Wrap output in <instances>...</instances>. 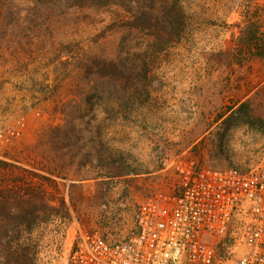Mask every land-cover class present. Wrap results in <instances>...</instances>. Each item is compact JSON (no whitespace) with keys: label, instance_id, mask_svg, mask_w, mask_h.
Listing matches in <instances>:
<instances>
[{"label":"rangeland","instance_id":"rangeland-1","mask_svg":"<svg viewBox=\"0 0 264 264\" xmlns=\"http://www.w3.org/2000/svg\"><path fill=\"white\" fill-rule=\"evenodd\" d=\"M181 1L189 16L188 35L162 51L140 33L111 30L103 11L55 12L38 20L41 30L25 34L14 27L4 34L0 22V129L5 136L0 159L9 155V162L43 174L39 141L50 126L71 118H77L78 127L72 141L83 148L72 151L70 142L60 139L66 156L56 164L64 166L67 178L57 179L59 190L52 188L51 201L58 205L57 197L64 195L71 218L36 229L37 264H68L72 239L80 232L128 238L148 198L178 190L177 164L248 173L264 166V0ZM12 4L14 18L20 14L17 26H29L23 17L30 4ZM250 21L258 31L252 48L247 45ZM127 51L135 60L147 58L150 96L127 112L120 103L111 106L105 93L90 102L71 59L88 53L117 58ZM242 103L246 106L238 112ZM102 142L119 150L117 164L129 166L133 174L91 178L105 171L97 159L105 150ZM71 183L77 188L72 190ZM233 227L239 231V225ZM233 232L217 239L215 264H234L242 254V239Z\"/></svg>","mask_w":264,"mask_h":264},{"label":"trees","instance_id":"trees-1","mask_svg":"<svg viewBox=\"0 0 264 264\" xmlns=\"http://www.w3.org/2000/svg\"><path fill=\"white\" fill-rule=\"evenodd\" d=\"M32 7L24 15L23 21L29 26L19 27L20 14L11 11L14 0H0V22H4L3 33L10 27L20 33L41 30L39 19L55 12L78 10L82 12H105L110 19L109 28L127 35L140 33L150 39V46L162 51L180 44L188 35L189 16L182 7L181 0H24ZM43 20V19H42ZM21 26V25H20ZM249 22L247 45H257L258 31ZM14 31V30H13ZM69 52H67L68 54ZM135 60L131 53L121 52L115 57L85 54L75 60L74 68L81 73L86 84L85 97L92 102L96 95L107 94L111 106L119 104L127 112L134 102L150 96L148 87L149 64L147 58ZM93 98V99H92ZM246 103H242L238 112ZM244 112V111H243ZM246 123L250 117L247 110L243 113ZM66 117V111L63 109ZM248 117V118H247ZM77 118L65 120L64 125L50 126L39 141V153L46 161L43 174L25 169L5 158L0 159V264H37L38 243L33 237L36 229L55 219L71 218L64 195L57 197L58 205L52 204V188L59 190L57 179H65L64 166L56 164L66 156L60 145L61 137L66 139L69 149L80 151L78 142L73 143ZM104 151L98 156L105 171L92 173L93 179H113L133 174L129 166L117 164L118 149L102 142ZM78 148V149H77ZM74 158L75 154H71ZM74 190L77 184L71 183ZM60 194V193H59ZM74 201L71 193L70 197ZM58 206L60 209H58Z\"/></svg>","mask_w":264,"mask_h":264},{"label":"built area","instance_id":"built-area-1","mask_svg":"<svg viewBox=\"0 0 264 264\" xmlns=\"http://www.w3.org/2000/svg\"><path fill=\"white\" fill-rule=\"evenodd\" d=\"M175 168L178 190L148 198L132 235L113 240L80 232L68 264H215L217 239L230 231L243 244L234 264H264V166L256 173L194 163Z\"/></svg>","mask_w":264,"mask_h":264}]
</instances>
